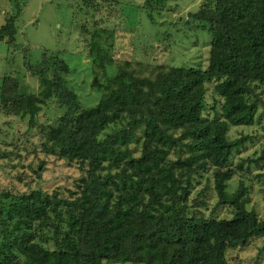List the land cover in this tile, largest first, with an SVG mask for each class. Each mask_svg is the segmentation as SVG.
<instances>
[{"label": "trees", "instance_id": "16d2710c", "mask_svg": "<svg viewBox=\"0 0 264 264\" xmlns=\"http://www.w3.org/2000/svg\"><path fill=\"white\" fill-rule=\"evenodd\" d=\"M74 1L91 18L103 3H120ZM152 1L140 6L150 17L169 11ZM19 12L0 26V41L21 50L23 69L37 84L32 89L17 74L1 75L0 111L27 116L30 131L42 107L56 103L63 113L40 127L41 151L75 165L80 177L68 196L40 187L0 190V264H228L229 246L264 236V173L256 174L263 179L262 216L248 207L245 181L231 183L244 162L259 165L264 153L232 167L233 153L249 136L229 134L264 112L257 91L264 86V0H203L179 15L184 31L211 35L207 64L159 65L151 76L126 66L108 75L109 39L82 26L88 57L107 74L104 81L93 78L92 86L103 92L87 108L67 84L71 69L63 59L46 51L33 65L28 47L16 43ZM209 82L219 97L212 117L205 114ZM42 170L41 164L38 178ZM205 173L211 179L193 198L195 180ZM210 191L216 201L209 215L193 211L207 205ZM220 207L231 215L214 217Z\"/></svg>", "mask_w": 264, "mask_h": 264}, {"label": "rangeland", "instance_id": "374dc122", "mask_svg": "<svg viewBox=\"0 0 264 264\" xmlns=\"http://www.w3.org/2000/svg\"><path fill=\"white\" fill-rule=\"evenodd\" d=\"M144 1L120 0L112 7L103 3L100 8L93 9L91 18L79 12V8L75 7L78 3L74 0H0V26L6 18L20 11L15 23L16 43L28 47L33 65L41 62L46 51L63 59L71 69L65 75L67 84L76 92L83 107L87 108L95 105L103 92V89L92 86L93 78L96 76L104 81L105 75L115 74L119 66L133 68L138 75L151 76L152 70L159 65L203 68L207 64L211 35L207 31L186 32L177 21L179 15L185 16L203 0H160L170 9L154 12L152 17L140 8ZM86 18L89 19L83 23ZM82 26L91 31L99 30L101 37L109 39L112 62L107 66V74L88 57V37L82 34ZM103 46L106 45L103 43ZM22 58L21 50L14 51L6 41H0V76L17 74L28 88L34 89L36 78L24 71ZM213 84L207 83L205 114L208 117L215 114V108L211 106L213 99L219 100L213 91ZM257 91L264 97V86ZM2 105L0 99V108ZM216 107L219 111V101H216ZM62 111L56 103H47L36 118L38 127L30 131L27 130V116L7 115L0 111V190L18 193L28 187H40L47 192L58 190L68 196L69 190L75 188L80 177L77 167L46 155L40 147V127L58 122ZM116 127H108L105 133ZM229 134L231 137L249 136L233 153L230 161L232 167L246 157H257L264 153V112L260 120L252 125L230 127ZM41 164L43 170L38 178L35 172L39 171ZM259 173H264V160L259 165L244 162L241 176L240 173L236 175L231 183L234 186L239 179L245 181L250 188L248 207L254 208L262 216L263 179L256 176ZM207 178H210V174L205 173L195 180L193 198ZM205 200L206 206L193 207V211L209 215L216 201L215 193L207 192ZM230 215V209L220 207L214 217ZM227 259L228 264H264V236H254L245 245L229 246Z\"/></svg>", "mask_w": 264, "mask_h": 264}]
</instances>
